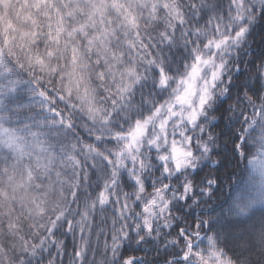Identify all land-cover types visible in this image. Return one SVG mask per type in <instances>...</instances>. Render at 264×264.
Listing matches in <instances>:
<instances>
[{"label": "snow or ice", "instance_id": "1", "mask_svg": "<svg viewBox=\"0 0 264 264\" xmlns=\"http://www.w3.org/2000/svg\"><path fill=\"white\" fill-rule=\"evenodd\" d=\"M0 264H264V0H0Z\"/></svg>", "mask_w": 264, "mask_h": 264}, {"label": "trees", "instance_id": "2", "mask_svg": "<svg viewBox=\"0 0 264 264\" xmlns=\"http://www.w3.org/2000/svg\"><path fill=\"white\" fill-rule=\"evenodd\" d=\"M229 194V189H225V195H228ZM69 243H71V240H69Z\"/></svg>", "mask_w": 264, "mask_h": 264}]
</instances>
